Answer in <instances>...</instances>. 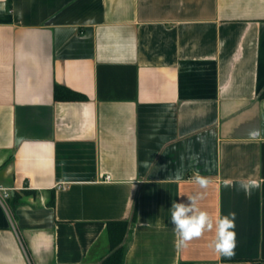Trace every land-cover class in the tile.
<instances>
[{
    "label": "crops",
    "instance_id": "obj_1",
    "mask_svg": "<svg viewBox=\"0 0 264 264\" xmlns=\"http://www.w3.org/2000/svg\"><path fill=\"white\" fill-rule=\"evenodd\" d=\"M2 3L0 264H101L117 221L122 264H264V0ZM195 193L235 213L231 259L214 230L175 247Z\"/></svg>",
    "mask_w": 264,
    "mask_h": 264
},
{
    "label": "clouds",
    "instance_id": "obj_2",
    "mask_svg": "<svg viewBox=\"0 0 264 264\" xmlns=\"http://www.w3.org/2000/svg\"><path fill=\"white\" fill-rule=\"evenodd\" d=\"M0 10H3L2 0H0ZM252 135L258 136L259 130L254 129ZM141 165L147 168L150 166V162L145 160L141 162ZM174 178L176 181H180L182 171L177 170ZM194 181L201 189H207L210 184L209 178L199 173L195 174ZM224 186L232 187L233 182L225 180ZM253 186H258L255 181H241L239 184L246 195L249 188ZM203 195V193L189 195L186 203L173 201L169 211L176 236L175 247L177 249L186 248L193 239H199L205 232L214 230L215 236L209 243V247L219 256L231 259L235 255L237 246L236 215L235 213H228L214 219L207 211L201 210L199 207V201L203 199Z\"/></svg>",
    "mask_w": 264,
    "mask_h": 264
},
{
    "label": "trees",
    "instance_id": "obj_3",
    "mask_svg": "<svg viewBox=\"0 0 264 264\" xmlns=\"http://www.w3.org/2000/svg\"><path fill=\"white\" fill-rule=\"evenodd\" d=\"M55 92L57 97L63 99H78L84 97L81 93L61 85L56 86ZM260 96L264 97V89L261 91ZM108 230L112 240L113 251L103 259L101 264H122L124 246L121 243L127 232V223L124 221L111 222L109 223Z\"/></svg>",
    "mask_w": 264,
    "mask_h": 264
},
{
    "label": "built area",
    "instance_id": "obj_4",
    "mask_svg": "<svg viewBox=\"0 0 264 264\" xmlns=\"http://www.w3.org/2000/svg\"><path fill=\"white\" fill-rule=\"evenodd\" d=\"M107 179L110 178L109 176L106 177ZM68 186L67 183H59L56 185L57 188H66ZM9 188L4 187L3 185L0 184V197L1 199H7L8 197H10L11 193H10Z\"/></svg>",
    "mask_w": 264,
    "mask_h": 264
}]
</instances>
